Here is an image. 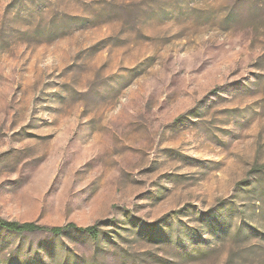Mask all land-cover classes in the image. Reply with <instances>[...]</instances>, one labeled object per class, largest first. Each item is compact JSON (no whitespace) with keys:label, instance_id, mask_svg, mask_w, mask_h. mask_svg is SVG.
Instances as JSON below:
<instances>
[{"label":"rangeland","instance_id":"obj_1","mask_svg":"<svg viewBox=\"0 0 264 264\" xmlns=\"http://www.w3.org/2000/svg\"><path fill=\"white\" fill-rule=\"evenodd\" d=\"M0 264H264V0H0Z\"/></svg>","mask_w":264,"mask_h":264},{"label":"trees","instance_id":"obj_2","mask_svg":"<svg viewBox=\"0 0 264 264\" xmlns=\"http://www.w3.org/2000/svg\"><path fill=\"white\" fill-rule=\"evenodd\" d=\"M0 227L10 230L18 234L44 232L54 236L66 234L70 231H78L89 235L94 240L100 238L101 230L97 224L89 226H79L74 222L67 223L65 225H43L35 221H18L9 220L0 217Z\"/></svg>","mask_w":264,"mask_h":264}]
</instances>
